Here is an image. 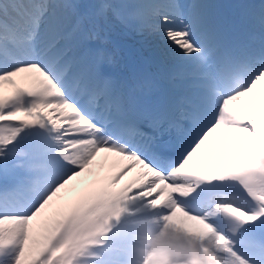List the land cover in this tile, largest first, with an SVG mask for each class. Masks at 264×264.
Listing matches in <instances>:
<instances>
[{
	"label": "snow or ice",
	"instance_id": "6c2138e0",
	"mask_svg": "<svg viewBox=\"0 0 264 264\" xmlns=\"http://www.w3.org/2000/svg\"><path fill=\"white\" fill-rule=\"evenodd\" d=\"M92 8L85 32L67 0H0V264H91L136 203L204 226L168 225L193 264H264V42L237 50L202 6L177 0ZM113 18L195 65L202 83L159 97L118 85L90 44L108 42ZM101 153L114 171L82 189ZM93 201L109 214L84 238ZM143 264H164L163 253Z\"/></svg>",
	"mask_w": 264,
	"mask_h": 264
},
{
	"label": "bare ground",
	"instance_id": "6f19581e",
	"mask_svg": "<svg viewBox=\"0 0 264 264\" xmlns=\"http://www.w3.org/2000/svg\"><path fill=\"white\" fill-rule=\"evenodd\" d=\"M90 1L91 0H76L75 2V5L78 6L79 12L82 16V26L85 32H87L91 27L90 23L88 22ZM224 1L225 0H177L178 3L185 6V9L189 8L192 5L202 6L201 10L204 12L206 19L210 22L213 20V18L215 19L214 14L217 9L222 8V6L224 5ZM74 19L75 18H73V22ZM115 23L116 26L111 25L112 27L109 29V39L106 44H101L100 41L96 40H92L90 41V43L93 47H101L104 49L107 57L110 58L106 59L105 61L107 74L110 75L118 85H137V82L133 79V74L135 73V70L143 69L142 66H144V64L142 55L154 56V52L162 51L163 53H165L168 63H188V61L175 58L166 50L161 49L157 38L147 31L130 32L128 26L120 23V21H115ZM129 66H131V69L129 68ZM208 71L211 70L208 69ZM187 72H189L188 74L192 76L203 78L202 73L196 72L195 66L193 67V69L189 68L178 71V73ZM17 80L19 83L20 78H17ZM257 94L260 95L258 88ZM203 151H205L209 156L213 154L211 147L206 146ZM90 177L84 180V183L81 185L82 189L87 187ZM109 206L112 209L115 208V204L111 203ZM108 214L109 213L104 210V207L97 201H93L92 203L88 204L85 208L79 235H86L88 231H90L88 229H93L98 223H103L104 218ZM172 222L175 225V222ZM146 227L147 226L138 227L137 231H142ZM139 236H143V234L133 235L130 238L128 237V239H122L120 243L131 248L133 251L137 250V252L140 253L142 250H139L137 247L139 246V244L142 245L145 240H139ZM171 238L172 235L167 238V241L170 242ZM123 254L127 256L126 252H124ZM126 263L134 264L135 258L127 259Z\"/></svg>",
	"mask_w": 264,
	"mask_h": 264
},
{
	"label": "rangeland",
	"instance_id": "374dc122",
	"mask_svg": "<svg viewBox=\"0 0 264 264\" xmlns=\"http://www.w3.org/2000/svg\"><path fill=\"white\" fill-rule=\"evenodd\" d=\"M105 3L111 4H122L121 0H104ZM135 2V0H130ZM70 2V0H67ZM227 2V1H226ZM128 3V2H127ZM125 14V12H124ZM115 18L112 19V22L115 23ZM223 29V26L220 25ZM129 27V26H128ZM130 29V27H129ZM131 30V29H130ZM214 66V63H212ZM21 82V81H19ZM9 86H5L7 90ZM164 213H159L156 216L146 219L141 222L134 224L132 228L124 231L120 234L118 241L127 238L133 235H140L139 240H145L144 245L149 244L148 247H144L139 244L138 249L142 252L133 251L131 248L123 245L122 243L116 242L114 244L113 253L108 256L106 261L103 264H124L125 260L135 258L134 264H143L145 257L151 253L153 250L163 253L164 264H185V257L190 253L188 248V240L183 235H178L172 228H169L168 225L171 224L174 227H178L182 230L189 231V234L192 233H202L204 231V226L195 219H190L185 217L183 214H177L171 221L167 223L164 221ZM175 222V225L173 222ZM147 226L142 231H137L138 227ZM137 227V228H136ZM166 227V230H165ZM148 234V235H147ZM172 235L170 242L167 241V238ZM126 252L127 256L123 253ZM125 264H127L125 262Z\"/></svg>",
	"mask_w": 264,
	"mask_h": 264
}]
</instances>
